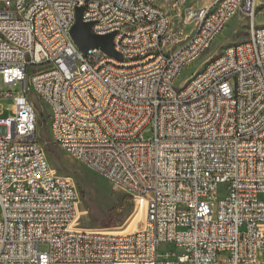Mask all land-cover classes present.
I'll return each mask as SVG.
<instances>
[{"label":"built area","instance_id":"2783aa9c","mask_svg":"<svg viewBox=\"0 0 264 264\" xmlns=\"http://www.w3.org/2000/svg\"><path fill=\"white\" fill-rule=\"evenodd\" d=\"M80 8L91 33H115L121 61L73 52ZM255 8L215 0L187 10L191 36L170 51L171 21L153 0H0V79L20 86L0 95L12 99L0 106V264H264V26ZM236 16L247 40L175 87ZM29 93L47 109L53 143L130 196L143 213L138 230L77 228L80 193L37 144Z\"/></svg>","mask_w":264,"mask_h":264},{"label":"rangeland","instance_id":"374dc122","mask_svg":"<svg viewBox=\"0 0 264 264\" xmlns=\"http://www.w3.org/2000/svg\"><path fill=\"white\" fill-rule=\"evenodd\" d=\"M154 4L162 8L169 16L170 41L168 49L174 51L182 46L191 36V27L183 25L185 13L189 9L203 7L215 0H153ZM255 24L264 26V0H256ZM248 38L247 21L241 17L233 18L223 31L213 41L209 55H202L196 62L186 66L180 73L175 87L179 88L188 82L200 69L202 63L213 54L223 52L226 46L246 41ZM17 88L2 85L0 79V95L6 93L16 95ZM28 101L32 103L37 116L36 142L44 153L49 167L57 176L69 177L80 193L77 214V228L108 233H134L143 222L139 210L130 200V196L122 189L116 187L93 171L85 168L75 161L65 151L58 148L48 131V115L46 107L37 101L36 96L28 94ZM12 99H0V106L10 108ZM144 138L150 136L149 130L143 133ZM221 191L219 192V194ZM40 251L45 246H40ZM169 251L168 247H161V254Z\"/></svg>","mask_w":264,"mask_h":264},{"label":"water","instance_id":"95a60500","mask_svg":"<svg viewBox=\"0 0 264 264\" xmlns=\"http://www.w3.org/2000/svg\"><path fill=\"white\" fill-rule=\"evenodd\" d=\"M81 15L82 9H77L75 24L70 32V36L77 49L85 54L89 49L98 48L108 57L121 61L120 55L114 51L112 46L115 33L106 36L93 35L90 32L92 23H83Z\"/></svg>","mask_w":264,"mask_h":264},{"label":"bare ground","instance_id":"6f19581e","mask_svg":"<svg viewBox=\"0 0 264 264\" xmlns=\"http://www.w3.org/2000/svg\"><path fill=\"white\" fill-rule=\"evenodd\" d=\"M70 32L71 31H69L70 47H72L73 52H80L77 49V47L75 46V44H74V42H73V40H72V38L70 36ZM93 35H95V36H106V34H93ZM87 52H102V51L100 49H98V48H93V49L87 50ZM223 52H226V48L224 49ZM202 55H204V54H198L197 56L193 57V63L196 62ZM205 62H206V60L203 63H205ZM141 213L142 212H139V215L142 217L143 213H142V215H141Z\"/></svg>","mask_w":264,"mask_h":264}]
</instances>
